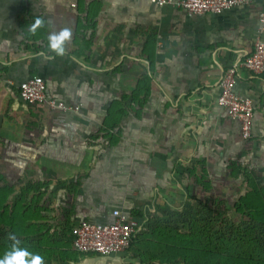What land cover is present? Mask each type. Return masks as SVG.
<instances>
[{"label":"crops","instance_id":"0c3cea01","mask_svg":"<svg viewBox=\"0 0 264 264\" xmlns=\"http://www.w3.org/2000/svg\"><path fill=\"white\" fill-rule=\"evenodd\" d=\"M260 10L259 0L194 17L150 0H0V174L15 191L43 183L38 205L46 203L51 236L64 221L111 222L113 210L133 218L163 207L175 166L195 160L204 161L213 188L220 175L230 204L248 181L229 179V167L264 186V74L237 72V95L254 104L251 140L240 139L216 102L223 72L253 49ZM37 18L44 26L32 35ZM63 27L73 33L67 54L38 55ZM34 76L48 96L79 112L22 102L18 87ZM143 78L140 100L130 103ZM183 182L197 193L191 179ZM73 258L59 262L129 264L122 253Z\"/></svg>","mask_w":264,"mask_h":264},{"label":"trees","instance_id":"16d2710c","mask_svg":"<svg viewBox=\"0 0 264 264\" xmlns=\"http://www.w3.org/2000/svg\"><path fill=\"white\" fill-rule=\"evenodd\" d=\"M143 80L129 94L130 103L140 100ZM130 110V109H128ZM176 165L173 182L162 191L161 200L171 210L181 203L180 210L170 222L151 219L149 213L136 212L140 231L122 253L129 264H264V186L255 183V176L245 169L229 167L228 178L242 176L248 181L246 192L233 204L216 193L204 161H193L189 167ZM192 180L197 193L193 194L183 180ZM183 183V184H182ZM177 184L184 195L177 197ZM43 183L29 182L19 191L10 186L0 174V257L10 245L7 239L15 233L22 244L44 257L45 263L58 259L93 257L92 253H78L71 245L68 222L51 236L44 224L46 203L39 206L45 192ZM180 190V189H179ZM198 194V195H197ZM59 241L52 242V238ZM73 258V259H74Z\"/></svg>","mask_w":264,"mask_h":264},{"label":"built area","instance_id":"2783aa9c","mask_svg":"<svg viewBox=\"0 0 264 264\" xmlns=\"http://www.w3.org/2000/svg\"><path fill=\"white\" fill-rule=\"evenodd\" d=\"M254 0H150L156 6H172L184 12L188 17L215 15L230 11L236 7L248 6ZM261 10L258 15V31L253 49L237 66L226 69L219 82L217 105L227 111L229 118L239 126L240 139L247 142L252 138L254 124V104L248 97H240L235 91L238 68L254 75L264 74V0H259ZM19 98L27 105L45 106L50 110L63 113H77L78 106L68 105L50 97L41 77L34 76L22 82L18 87ZM111 222L80 221L71 230V245L78 253H92L109 257L123 253L132 238L140 231L138 221L130 218L122 210H113Z\"/></svg>","mask_w":264,"mask_h":264},{"label":"clouds","instance_id":"9594fccd","mask_svg":"<svg viewBox=\"0 0 264 264\" xmlns=\"http://www.w3.org/2000/svg\"><path fill=\"white\" fill-rule=\"evenodd\" d=\"M43 26L44 21L37 18L29 31L35 35L37 30ZM72 35L70 27H63L59 31L50 33L47 37V53L40 52L38 55L43 56L46 60L64 57L67 54V46L72 40ZM7 239L11 243L4 251L3 256L0 257V264H45L44 257L24 246L15 233H10ZM81 264H88V262L83 259Z\"/></svg>","mask_w":264,"mask_h":264},{"label":"rangeland","instance_id":"374dc122","mask_svg":"<svg viewBox=\"0 0 264 264\" xmlns=\"http://www.w3.org/2000/svg\"><path fill=\"white\" fill-rule=\"evenodd\" d=\"M195 161H199V160H195ZM193 162H191L190 163V165L192 164ZM189 165V166H190ZM1 175H3V174H1ZM4 176V175H3ZM5 176H8V177H10V178H12V174H7V175H5ZM217 181H218V183L217 182H215V187L213 188L214 189V191L216 192V193H220L221 194V191L222 190H220V185H221V181H220V175H219V177H217ZM11 183H9L11 186L12 185H14L13 184V182H12V180L10 181ZM222 183H227L225 180H222ZM198 195V194H197ZM222 195V194H221ZM231 197V196H230ZM177 209H179L180 210V208H175V209H173V210H171L170 208L168 209L167 207H158V206H153L152 208H151V212H148L149 214V216L151 217V219L153 220V219H157V220H161L162 219V221H165V222H170V217H173L176 213H177ZM177 214H179V213H177ZM50 217H49V215L47 214V213H45L44 215H43V219H44V221L45 222H48V219H49ZM51 232V231H50ZM55 241H59V239H57V238H55V240L54 241H52V242H55ZM56 261V264H62L61 262H59V260L58 259H54L52 262H49V263H45V264H54V262ZM59 262V263H58ZM64 264V263H63Z\"/></svg>","mask_w":264,"mask_h":264}]
</instances>
